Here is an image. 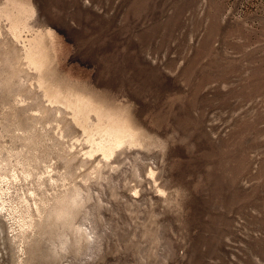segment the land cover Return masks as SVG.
I'll return each mask as SVG.
<instances>
[{
    "label": "rangeland",
    "instance_id": "1",
    "mask_svg": "<svg viewBox=\"0 0 264 264\" xmlns=\"http://www.w3.org/2000/svg\"><path fill=\"white\" fill-rule=\"evenodd\" d=\"M0 264H264V0H0Z\"/></svg>",
    "mask_w": 264,
    "mask_h": 264
}]
</instances>
